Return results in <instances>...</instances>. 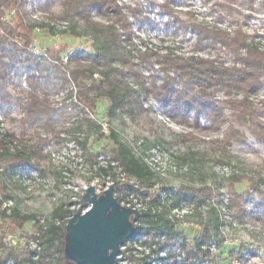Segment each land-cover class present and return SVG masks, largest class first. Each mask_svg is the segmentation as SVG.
<instances>
[{"label": "rangeland", "instance_id": "1", "mask_svg": "<svg viewBox=\"0 0 264 264\" xmlns=\"http://www.w3.org/2000/svg\"><path fill=\"white\" fill-rule=\"evenodd\" d=\"M23 1L29 27L47 24L50 15L64 11L63 0ZM116 1L131 32L119 52L140 67L152 91L150 75L155 77L156 85L161 82L157 59L168 51L184 57L194 53L196 36L190 22L215 25L230 33L243 27L264 50V0H176L173 9L177 19L163 13L160 5L165 0ZM7 20L17 25L16 13L7 12ZM167 21L171 23L169 28L165 26ZM114 22V16L106 19L95 12L89 20H59L52 24L61 35L57 40L47 28H35L31 37L36 50L48 52L50 57L71 54L65 71L39 58L30 64L15 60L9 65L7 87L13 101L9 107L0 106V137L5 133L16 135L17 141L9 146L10 153L25 149L28 152L33 144L36 148L30 163L20 172L12 174L7 163L0 169V197L2 188L11 196L3 209L35 216L41 223L51 220L53 211L61 205L75 213H88L91 207L84 201L88 188L94 186L96 194L102 196L112 183L109 178L94 177V171L109 164L117 179L115 185L120 188L115 196L122 206L138 212L133 223L128 212L119 216V233L127 234L135 224L140 226V217L147 211L173 225L170 236L164 232L155 236L144 231L135 234L117 264H264V139L252 134L263 131L264 82L258 89H248L251 111L256 112L255 123L237 120L235 102L242 99L240 89H234L231 96L218 90L215 101L222 112L216 120L201 117L199 125L194 124L192 113L188 120L167 116L156 98L146 94H140L124 113L109 116L107 101H99L93 113L80 103L79 86L69 79L68 72L91 65L87 55L98 42L112 41L104 27ZM71 28L81 36L71 34ZM64 30V34L59 32ZM195 54L219 57L227 66L237 64L234 55L219 45L195 50ZM141 56L154 65L140 64ZM111 62L92 64L96 79L111 69ZM129 81L133 83L131 78ZM33 89L47 94L53 113L51 118L40 117L30 125L25 124L24 105ZM46 123L53 126L52 132L43 128ZM38 134L46 140L43 144L38 142ZM76 139H88V147L98 153V164L93 168L83 158ZM118 142L126 147L133 163L147 170L149 190L124 172L113 156ZM232 179L238 180L234 187L241 199L231 190ZM205 188H212L215 196L204 197L196 191ZM180 191H184L185 198L180 199ZM175 201L178 204L171 207ZM238 208L246 213L242 220L236 216ZM93 224V230L82 224L84 234L73 233V254L78 259L85 258L87 247H96L104 240L97 221L93 220ZM205 228L211 230V239L206 242ZM35 232L34 221L19 229L0 216V253L27 245L36 249ZM197 242L206 256L189 257L188 246Z\"/></svg>", "mask_w": 264, "mask_h": 264}, {"label": "trees", "instance_id": "2", "mask_svg": "<svg viewBox=\"0 0 264 264\" xmlns=\"http://www.w3.org/2000/svg\"><path fill=\"white\" fill-rule=\"evenodd\" d=\"M175 1L165 0L160 6L165 15L177 19L173 9ZM63 7L64 11L62 13L49 16L47 24H35L29 27L26 24L25 13L28 15V12L25 9L23 0H0L1 107H9L13 101V96L9 93L7 87L9 65L15 64V60L18 61V64H30L37 58L48 60L43 55L30 57L26 52V49L33 45L31 37L33 30L35 28L36 30L47 28L49 35L54 36L57 34V30L55 25L52 24L56 21H71L76 18L89 20L93 12H95L96 16L106 19H111L114 16V24L104 27L112 41H107V43L98 42L96 44L95 50L87 55L91 63L89 67L76 68L70 74L68 72L69 79L79 86L78 96L80 103L89 111L96 113L98 102L107 101V114L114 116L119 112H126L132 107L133 102L138 99L140 94H146L156 98L167 116L173 118L179 116L180 120H188L192 113L194 124L199 125L201 117L204 116L216 120L222 112V107L215 101V95L218 90L224 91L225 94L231 96L234 89H240L243 92L242 99L235 102L237 120L242 124L255 123L256 112L251 111L248 89H258L264 82V50L261 44L256 42V38L246 33L243 27H237L230 33L226 29L215 25L212 26L196 21L190 22L189 25L196 36L194 45L196 51L219 45L234 55L237 64L234 63L232 66H227L219 57L198 56L195 54V50L188 57L177 56L168 51L160 59L156 60L157 64H159L160 84L156 85L153 75L149 77L150 85L154 88V91H152L147 86L146 77L141 73L140 67L126 55L119 52V48L125 42V38L131 36V32L127 25L125 14L116 0H63ZM7 12L16 13L17 25H13L7 20ZM165 26L169 28L171 23L167 21ZM59 32L64 34L67 30ZM70 32L77 37L81 36L73 28H71ZM12 41H15L13 43L15 46L12 45ZM10 44L13 47L8 48L7 46ZM23 52L26 53L25 60L20 58ZM46 53L48 54V52ZM75 56L77 57L79 54ZM50 59L49 64L61 72L68 65L63 64L60 54H53ZM141 59L140 64L154 65L146 56H141ZM101 60H110L113 63L111 62V69L104 73L102 72L101 77L96 79L98 75L92 64H96V62ZM36 72L39 73L40 71ZM129 78L132 79L133 83L129 81ZM24 110L25 124L30 125H33L40 117L51 118L53 113L47 94L41 93L37 89H33L29 93ZM42 126L47 132L53 131L51 123H46ZM262 129V133L252 131V134L259 139H264V125ZM76 140L81 148L83 158L93 168L98 164V153H94L88 147V139L83 142ZM16 141V135L11 133H5L0 137V169L7 163L12 174L20 172L23 166L30 163V155L34 154L36 148V145L33 144L28 148V152L25 149L10 153L9 146ZM45 141L38 134V142L43 144ZM112 152L115 159L123 166L124 172H127L132 178L140 180L143 188L148 190L151 188L150 182L146 179L148 176L147 170L139 163L132 162L129 158V152L123 144L118 142L117 149ZM96 176L111 179L115 187L114 195L119 193L120 188L115 185L117 179L115 174L112 173V167L109 164L96 168L94 177ZM240 180L243 179L241 178ZM237 182L238 180L232 179L231 190H233L238 199H241V195L235 191L234 187ZM128 188L131 187L126 186V189ZM196 191L204 197L213 198L215 196V191L212 188L197 189ZM1 193L3 197H0V216L6 218L10 225L19 229L24 228L28 222L34 221L36 232L33 239L37 244V248L27 245L22 249L15 248L5 253L3 251L0 253V264H9L10 262L13 264H87L83 259H78L74 256L70 233L67 229L70 219L75 214H82V212L78 211L75 213L61 205L53 211L51 220L48 219L46 223H41L35 216L21 215L17 211L8 213V210L3 209V205L6 201L11 200V196L7 194L4 188L1 189ZM184 196V191H180V199ZM116 199L121 203L120 199L117 197ZM84 201L86 202L85 198ZM235 203H238V200H235ZM177 204L175 201L171 207H175ZM236 216L242 220L246 213L243 209L238 208ZM135 217L136 215L134 214L131 216L132 223L135 221ZM56 220L58 223L55 222ZM133 227L134 232L130 242L135 234L142 231L155 236L161 232L169 235L173 230V225L169 221L164 220L157 213L153 214L151 211L142 214L140 226L135 224ZM209 238L211 239V230L205 228L203 241L206 242ZM198 244L199 242L197 244L194 243L192 247L191 245L188 246L189 257L206 256ZM113 264L117 263L113 262ZM140 264L146 263L144 261L140 262Z\"/></svg>", "mask_w": 264, "mask_h": 264}, {"label": "water", "instance_id": "3", "mask_svg": "<svg viewBox=\"0 0 264 264\" xmlns=\"http://www.w3.org/2000/svg\"><path fill=\"white\" fill-rule=\"evenodd\" d=\"M115 187L114 185L109 186L108 190L104 195L96 196V188L90 186L86 192V202L92 208L91 211L85 214L77 213L75 214L67 224V229L70 233V239L73 241V233L80 232L84 234L85 230L83 229L82 224H87V226L93 230L94 224L93 220H96L100 226L103 234L104 240L99 243L96 247H87L86 255L83 259L87 264H113L117 263V256L119 254L120 247L126 243L132 236L134 228L131 227V230L127 234H121L117 230V222L119 216H116V212L121 208V204L117 201L114 195ZM111 209V213L107 215V211ZM130 216L134 214L137 216L138 212L136 210L128 209ZM81 224H78V223ZM80 225V226H79ZM94 232V231H93Z\"/></svg>", "mask_w": 264, "mask_h": 264}, {"label": "built area", "instance_id": "4", "mask_svg": "<svg viewBox=\"0 0 264 264\" xmlns=\"http://www.w3.org/2000/svg\"><path fill=\"white\" fill-rule=\"evenodd\" d=\"M34 4H35V2H34ZM38 31H39V29H37ZM60 34L59 33H57V34H55L54 36H52L53 38H55L56 40L57 39H60ZM26 52L30 55V57H36V56H41V55H43L46 59H48L49 61L51 60L50 59V56H48V54L46 53V52H39L38 51V49L36 50L34 47H33V45L32 46H30L29 48H27L26 49ZM68 54V53H67ZM71 55V54H70ZM70 55H61V57H62V61H63V64L64 65H66V64H68L69 63V61H70ZM25 57H26V53L25 52H23V53H21V55H20V58L22 59V60H25ZM64 69V68H63ZM66 69H64V71H65ZM75 89H76V87H75ZM111 185H114V183L112 182L111 184H110V186ZM109 188V187H108ZM121 205H122V203H120ZM129 208V207H128ZM132 241H133V239H132ZM131 241V242H132ZM130 239L126 242V243H124L121 247H120V250H119V254H118V256H117V260H118V258L119 257H121V254H122V250L123 249H125V248H127V246L128 245H130Z\"/></svg>", "mask_w": 264, "mask_h": 264}, {"label": "flooded vegetation", "instance_id": "5", "mask_svg": "<svg viewBox=\"0 0 264 264\" xmlns=\"http://www.w3.org/2000/svg\"><path fill=\"white\" fill-rule=\"evenodd\" d=\"M98 196H99V195L96 194V196H94L93 198L95 199V198H97ZM91 209H92V208H91ZM91 209L89 210V212L91 211ZM128 209H129L128 207L121 206V208L117 210V212H116V216H117V217H118V216H124V214L128 212ZM110 213H111V209L107 211V215H109ZM131 225H132V224H131ZM132 228H134V227H132Z\"/></svg>", "mask_w": 264, "mask_h": 264}]
</instances>
